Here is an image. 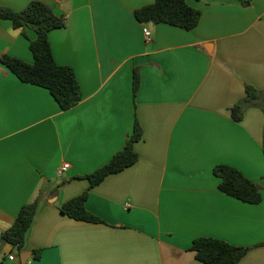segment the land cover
Here are the masks:
<instances>
[{"label":"crops","instance_id":"0c3cea01","mask_svg":"<svg viewBox=\"0 0 264 264\" xmlns=\"http://www.w3.org/2000/svg\"><path fill=\"white\" fill-rule=\"evenodd\" d=\"M38 1L64 18L49 42L82 98L62 110L47 89L19 80L1 58L33 63L36 33L0 18V232L38 200L25 248L10 260L0 239V264H203L190 249L200 236L249 247L237 264H264V0H187L201 11L191 30L138 21L135 10L154 0ZM247 85L263 94L235 121ZM136 120L137 161L90 187L84 176L124 146ZM219 164L257 182L261 201L220 191ZM84 191L100 222L60 211Z\"/></svg>","mask_w":264,"mask_h":264},{"label":"trees","instance_id":"16d2710c","mask_svg":"<svg viewBox=\"0 0 264 264\" xmlns=\"http://www.w3.org/2000/svg\"><path fill=\"white\" fill-rule=\"evenodd\" d=\"M135 16L142 23H166L185 30L196 27L201 17V11L190 6L187 0H154L152 3L135 10ZM0 18L10 20L13 27L21 29L24 37L28 38L26 29L36 33L34 39L29 40V49L33 55V63H27L5 55L1 62L25 83L43 87L49 91L60 109L66 110L76 105L82 98L80 86L71 66L58 64L51 50L48 34L51 30L64 26V18L54 11V8L42 1H31L21 10H13L0 5ZM139 88V70L134 68L132 89L133 95ZM246 96L231 108V116L235 121L242 118L247 107L256 106L263 91L250 85L246 86ZM264 113V106L262 108ZM142 138V128L136 120L132 133L126 139L124 146L114 153L110 160L100 168L84 177L89 186H95L109 174L123 170L134 164L138 154L134 144ZM262 148L264 153V129ZM213 173L220 178V191L241 201L257 204L261 201V187L257 182L244 175L237 168L219 164L213 168ZM87 191L69 199L59 209L62 213L76 220L100 222L101 220L89 212L85 207ZM38 200L23 205L14 223L2 233L0 239L4 243L18 245L22 251L26 245V238L35 215ZM190 249L195 258L203 264H237L247 253L249 247L231 244L215 237H196Z\"/></svg>","mask_w":264,"mask_h":264},{"label":"built area","instance_id":"2783aa9c","mask_svg":"<svg viewBox=\"0 0 264 264\" xmlns=\"http://www.w3.org/2000/svg\"><path fill=\"white\" fill-rule=\"evenodd\" d=\"M142 31H143V34H144L145 39H146L147 41L150 40V39H151V34H150L149 30H148L146 27H143ZM68 168H69V163L65 162V163H63V164L61 165V167L57 170L56 173H57L59 176H61L65 171H67ZM1 235H2V232H0V237H1ZM13 247L18 248V245L13 246ZM8 258H9L10 260L14 259V255L11 254V253H9V254H8Z\"/></svg>","mask_w":264,"mask_h":264},{"label":"water","instance_id":"95a60500","mask_svg":"<svg viewBox=\"0 0 264 264\" xmlns=\"http://www.w3.org/2000/svg\"><path fill=\"white\" fill-rule=\"evenodd\" d=\"M12 248H13V245L11 243H6L5 247L3 248V252H5L6 254H9ZM28 256H29V252H23L20 254V259L22 263L26 262Z\"/></svg>","mask_w":264,"mask_h":264}]
</instances>
